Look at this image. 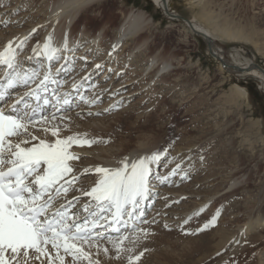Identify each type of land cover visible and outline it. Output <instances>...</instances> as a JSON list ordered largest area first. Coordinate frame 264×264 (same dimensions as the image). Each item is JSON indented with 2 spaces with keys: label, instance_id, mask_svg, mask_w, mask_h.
<instances>
[{
  "label": "rangeland",
  "instance_id": "rangeland-1",
  "mask_svg": "<svg viewBox=\"0 0 264 264\" xmlns=\"http://www.w3.org/2000/svg\"><path fill=\"white\" fill-rule=\"evenodd\" d=\"M52 1L0 0V18L7 17L0 20V51H3L10 42L15 47L27 37L23 49H17V51L19 52L18 60L23 62L24 69L28 71L32 70V66L39 67L37 62H33L34 60L27 59V57L33 55L32 49L36 47L38 42L42 45L43 39H46L45 37L56 34L55 31L58 30L62 16H56V19L49 15ZM101 5H106L108 8L109 6L113 7L116 18V25L109 29V37H104V33L101 34L99 43L101 49L102 46L111 43V38L113 39L115 36L116 27L121 23L124 13L131 9L143 10L151 15L153 24L149 33L148 46L144 48L145 53L138 54L135 59L139 61L145 59L150 51L153 56L160 59L162 57L166 59L169 58V55L175 54V65L170 67V77L168 79L161 81L160 77L153 75L152 84L149 83V86H147L150 87V90L141 89L138 94H132L134 96L131 97L127 95L128 91L135 90L137 88L136 84L127 85L126 82L122 81L132 74L135 69L133 64L124 74L126 75L125 78L119 80L122 83L116 85L117 78L115 76L116 74L119 75L117 62L112 65H105L91 80L85 76L95 67L97 61L84 60V58L88 54H92L90 57L93 58L95 50L86 54H81L79 51L75 53L74 51L68 58L64 53L68 61L66 65L70 67V72H67V69L64 68L63 70L66 71V75L74 72L69 76H75L74 80L80 78L81 73L87 70V67L92 66L87 70V74L81 78L86 79L83 83L87 89V99L82 104L80 103V106L83 105L80 110L77 109L79 106L77 104L78 106L71 107L66 112L55 115V120L51 119L52 115L46 116L49 117V121L46 124H41L40 128H50L52 124H56L61 129L60 138L74 135L76 131L86 136L92 135L91 131L86 130L90 122L89 119L95 120L94 123L101 127L107 122H115L117 129L114 138L110 137L113 138L112 140L98 145L90 152L81 154L74 148L70 149L80 157L79 161L81 163L76 161L71 163L75 172L79 170L81 172L72 175L77 177L73 190H70L66 197L62 196L57 202L73 201V197H79L78 200L73 201L76 208L73 207L71 211L81 210L85 204L90 203L91 198L84 196L82 192L75 189L87 191L95 186V182L98 180V174L94 173L93 170H89L92 167L89 169L88 167L90 165L94 167L96 164L102 166L107 158L114 160L110 157L127 151L122 150L121 141L125 144L130 143L128 152L122 157L129 158L143 155L142 152L145 147H143L142 137H148L145 143L146 141L154 142L161 153L160 161L152 165V191L146 212H144V218L149 223L141 225V227L149 229V234L146 238H140L142 242L139 239L135 241V244L125 241L124 247L131 248L133 251L121 252L119 259L115 258L116 252L112 245L107 241H102L98 258L101 264H128L127 258L129 255H138L143 252V255L135 264H156L157 258L153 257L148 247H144V243L147 242L148 238L153 241L152 234H154L165 241L155 242L156 247L151 248L153 253L156 252L158 256L159 253L163 254L158 257L162 258V264H174L173 262H176V260L170 259L168 255L171 251L170 244L167 243L170 237L173 240H178L183 236H192L194 240L187 244L190 246L189 248H196V245L201 247L200 244H204L205 247L209 246L211 241L214 244L218 241L215 236L217 233L223 232L225 236H229V232L233 230H238V233H241L247 225L248 221L246 219L250 214L257 211L262 212L264 215V83L254 76L235 74L223 69L221 63L209 54L204 39L195 34L186 22L191 21L199 28L211 32L215 38V47L226 60L236 63H255L264 68V0H171V8L170 12L167 10L168 13L159 9L152 0H108L106 4L104 2ZM170 13L172 16L169 15ZM206 13L211 14L214 21L206 20ZM95 14L90 12L89 17ZM225 21L228 28L244 27L247 30L246 34L251 35L252 39L248 42H235L227 39L222 31ZM106 22L99 16L90 26V32L92 33L94 30L98 32V29H103L104 26L109 28L110 24H106ZM85 25V23L80 24L78 31L74 33L72 31L73 26H68L65 37L71 40L72 43H79L81 38L89 40L88 37L91 36L86 35ZM216 28H218L217 32H215ZM33 29H35V32L32 31ZM45 30L46 32H44ZM11 35L14 36L12 40L9 39ZM56 35L58 36V34ZM14 41L16 44L13 43ZM129 45H131L130 41H124L118 50L119 54L122 53V56H124L127 52L125 47L128 48ZM101 49L97 51L95 57H98ZM120 51L122 52L120 53ZM120 55H116L119 61L123 60ZM55 66H58V63L54 64V73L58 70V68L55 69ZM110 67H114V69L108 75ZM177 68H180L181 71H174ZM102 71L104 72L102 73ZM1 72L2 70H0ZM93 85L98 89L97 92L94 91L95 93L90 90ZM235 86L245 92L247 98L237 96L238 91L233 89ZM122 87L124 89L121 90ZM99 92L102 93L98 94ZM114 95L117 98L108 103L107 100ZM93 98H96L95 104L86 102ZM229 99H235V101H228ZM105 104H107L106 107ZM93 106H95V109H93ZM159 108L161 110H158ZM154 113L163 117L162 122L152 120L147 124L150 129L158 130L161 128L164 130V136L159 138L160 140L155 139L157 141L154 140L152 133H148L143 127L140 129H137L138 126L136 127L137 121L143 120L144 117ZM128 114L130 115L129 118ZM167 114L171 115L168 116ZM83 115L85 117L81 118ZM69 117H74V120L71 121ZM117 118L119 119L116 120ZM142 120L141 126H143ZM65 124L71 126L67 127ZM29 131L33 135H35L34 132L38 134L36 135L38 139L31 141L32 144L38 143L39 139H44L47 142H54L56 139L51 135V132L32 128ZM138 138L142 140L140 141ZM201 157H203L202 160ZM102 162L103 164H99ZM242 163H245L244 167L241 166ZM177 164L181 165L182 171L177 172L176 175H169ZM234 167H236L234 171L237 167L241 169L242 173L239 176L247 172L246 177L251 171L259 170L260 172L257 171L259 174L255 175L252 180L255 188H243L237 193H233L228 201L221 198L219 202L212 203L218 193L214 185L223 180V178L216 180L218 176L213 171L222 168L229 172ZM199 168L200 170H198ZM202 168L203 172H201ZM185 173H187V178H182ZM163 176H168L167 182H161ZM186 186H194L192 191L195 192L194 194H199L189 195L190 197L186 195L181 199H176L177 192H180L181 189L185 190ZM224 193L221 192L218 196L222 197ZM212 206H214L213 212L217 211L216 215L219 213L216 216L214 226H211L210 229L203 228V225L207 221L209 222L212 217L208 220L205 219L203 223L192 221L196 216L210 211ZM163 207L167 208L168 213L162 212ZM81 215H86V213L81 212ZM237 218H240V223L237 222ZM186 219H188L187 224L184 223ZM176 221H182V223H174ZM170 222L174 223L175 226L182 224L183 227L181 226L179 230L171 229V226L166 224ZM156 229L159 232L158 234L154 233ZM161 231L172 235H163ZM259 232L264 235V225ZM131 239L133 237L130 236ZM244 244L245 242L242 244V249L246 247L243 246ZM103 247L109 248L107 256L102 251ZM230 250L231 248L226 249L214 260L216 261L219 258L220 261L224 256L226 259L231 260V264H240L233 258L230 259L233 255L230 254ZM91 251L94 254L96 253L95 248H92ZM196 251L197 256L194 260L203 259L206 249L203 252L198 251V249ZM262 251H252L253 259L248 258L249 262L247 263L253 262L254 264L256 262V264H260ZM214 254H217V252ZM261 259H264V254Z\"/></svg>",
  "mask_w": 264,
  "mask_h": 264
},
{
  "label": "snow or ice",
  "instance_id": "snow-or-ice-1",
  "mask_svg": "<svg viewBox=\"0 0 264 264\" xmlns=\"http://www.w3.org/2000/svg\"><path fill=\"white\" fill-rule=\"evenodd\" d=\"M67 6L72 10L78 4L73 2ZM26 40L27 37L15 47L10 42L0 51V70L5 72L4 79L0 80V101L8 105L18 86L28 88L23 96L8 105L7 112L0 106V264H101L98 255L102 241L112 245L115 258L119 259L121 252L133 251L124 247L125 241L135 244L149 234V229L141 227L149 223L144 218L142 205L151 194L152 165L160 161L161 153L154 150L131 159L125 157L115 167L97 166L93 169L99 177L95 186L90 191L75 189L90 197V203L75 212L71 211L75 206L73 201L79 197L57 205L62 196L73 190L77 180L76 176L70 177L74 172L71 162L80 157L70 149L91 147L97 141L79 134L60 138L61 129L56 124L40 128L41 124L48 123L49 117L43 115V109L38 114L34 105L42 99L41 90L46 92L49 83H55L53 62L64 60L67 64L64 53L73 49L69 48L67 38L61 46H54L49 35L42 45L38 42L32 49L33 56L27 57L39 65L28 71L18 60L17 51L23 49ZM62 70L63 66L57 71ZM73 87L78 89V85ZM53 95L57 110L72 103L69 94L54 92ZM42 102L52 103L47 97ZM86 102L95 104L96 98ZM51 119H56L54 113ZM30 128L51 132L56 139L54 142L39 139L32 144L38 137ZM12 138H16L15 142ZM179 171L182 168L177 164L169 175ZM182 178H187V173ZM167 180L168 176L161 178V182ZM215 223L216 216L203 228ZM92 248L96 249L95 254ZM102 251L106 256L109 254L107 247ZM142 255L143 252L129 255L128 264H135Z\"/></svg>",
  "mask_w": 264,
  "mask_h": 264
},
{
  "label": "bare ground",
  "instance_id": "bare-ground-1",
  "mask_svg": "<svg viewBox=\"0 0 264 264\" xmlns=\"http://www.w3.org/2000/svg\"><path fill=\"white\" fill-rule=\"evenodd\" d=\"M106 1H108V0H53L52 1L51 6H50L51 8H50V12H49L50 14L49 15H51L53 18H56V19H57L56 16H58V17L62 16L61 21L59 23V26L57 28L58 30L55 31L56 34H58V36L56 34L52 35L54 46L59 47L62 45L63 41L66 38L65 36L67 33V28H68V26H71V25L73 26L72 31L74 33V32L78 31L77 29H78L80 24L85 23L86 24L85 30L87 31L86 35L91 36V37H88L89 40H86V38H84V39L81 38L79 40V43H76V42L72 43V42H70L71 40H68V38H67L69 48L73 49L72 52L66 53L67 58L70 57L71 56L70 54H72L74 51H75V53H77L79 51L81 54L82 53L86 54L88 52L91 53L92 51L95 50V54H96L97 51L99 49H101V46H99L100 45L99 43L101 41L100 40L101 34L104 33L103 36L104 37L106 36L108 38L109 37V29L112 26L116 25V18L114 16L113 7L109 6V8H108L106 5H101V3L104 4V2L106 4ZM152 1L159 9L163 10L164 12H166L167 10L170 12L171 0H152ZM73 2L78 4V7L76 9L70 10L67 5L70 3H73ZM257 6H258V4H257ZM255 7H256V4H255ZM90 12H94L96 14L89 17ZM169 15L172 16L171 13ZM99 16H101V18L103 20L107 21L106 24H110L109 28L104 26L103 29H98L99 30L98 32L96 30H94L91 33L90 32V26ZM3 18L5 19L7 17L4 16ZM3 18H0V20ZM205 18L208 21H211V22L214 21L213 16L211 14L209 15V13H206ZM152 24H153V19H152L151 15H149L146 11L131 9L127 13H124L122 15L121 23L119 24V26L116 27L115 36L113 37V39L111 38V40H112L111 43H109L105 46H102L101 52H99L100 54L98 55V57H95L96 56L95 54H94L93 58L90 57L92 54L91 55L90 54L85 55L84 60H90V61L96 60L97 61L95 63V67L91 71H89L90 73L88 75H86L85 77L92 80V77H95L96 74L98 72H100V70H102V68L105 67V65H107V64L112 65L113 63L117 62L116 65L118 67L119 75L116 74V76H115L117 78V80L115 81V84L120 85L122 82H126L127 85L136 84L137 88L135 90L128 91L127 95H130L131 97L134 96V95L132 96V94H138L141 89L146 88L145 90H147V89L150 90V87H147V86H149V83H150V85L152 84L151 80H154L153 75H157L158 78L160 77L161 81L168 79V77H170V75H169L170 67L175 65L174 64L175 54H173L172 56L169 55V58L164 59V57H162V59H160V58H157L156 56H153V53L150 51L146 55L145 59H143L141 61L135 59V58H137V55L144 52V48L148 46V43H149L148 41L150 39L149 33L151 31ZM188 25L191 27L190 24H188ZM193 25H195V28L197 27L196 29L206 33L208 36H211L215 40V38L211 32H209L208 30H204V29L199 28L194 23H193ZM227 26H228L227 22L225 21L223 24L224 28L222 31L224 32L223 35L227 39H229L231 41H235V42L236 41L248 42L252 39L251 35L248 36L246 34L247 30L244 27L238 26L236 28H231V27L228 28ZM217 31H218V28L215 29V32H217ZM44 32H46V30ZM89 33H91V34H89ZM107 38H106V40H107ZM9 39H11V40L14 39V36L11 35L9 37ZM15 39H17V38H15ZM0 40H1V38H0ZM124 41H127V42L130 41L131 45H129L128 48L125 47L127 52L125 53L124 56H122L121 52L123 50L120 51V53H121V55H120L119 51L117 53L116 49L119 48V46L121 47V45ZM44 42H45V39H43L42 43H44ZM13 43L16 44L15 41ZM76 44H77V47H76ZM106 47H108V49H106ZM212 49L215 52H217L219 55L222 56V54L215 47L214 43L212 45ZM116 55L122 56L121 58H123V60L119 61V59L117 58ZM31 56H33V55H31ZM73 56H74V54H73ZM132 61H134V62L132 63ZM33 62H36V60H34ZM63 62H64V60L59 61L58 66L59 65L60 66L59 67L55 66V69H57V68L59 69L61 66H63L64 69H67L66 70L67 72H70L69 71L70 67H68ZM70 62H71V60H70ZM53 63L55 64L56 62H53ZM237 63L240 65H251L252 64V63H239V62H237ZM132 64L135 66V69L133 70V72L131 71L132 74L128 78L124 79L126 76L124 74L127 73L128 69L130 68V66ZM96 65H100L101 67L97 68ZM90 68L87 67V70ZM113 69H114V67L109 68L108 75H110L109 73H111V71ZM223 69H225L231 73L236 72L234 70H228L224 67H223ZM53 70H54V67H53ZM87 70H84L83 72L81 71L82 72L81 77L77 78L76 80H74L75 76L69 77L71 74H74V72L67 74L68 75L67 76L66 71L62 70V71H55V73L53 72L54 74L52 73V75H53V77H55V79H56V76L58 78H61V79H58L56 81V82L59 81L60 84H63L64 83L63 81L70 83L68 90H71V88L73 87L74 84L78 85L79 88L85 86L83 82L86 79L84 80L81 78L84 77L85 74H87ZM177 70L179 72L181 71L180 68H177L174 71H177ZM250 70L251 71L246 73V75L256 76L259 78V80H261L264 83V76L260 72H258L257 70H253V69H250ZM103 72L104 71H102V73ZM58 73H59V75H58ZM102 73H101V75H102ZM1 74L2 73H0V76H1ZM63 75H64V77H62ZM78 77H79V75H78ZM110 79L114 80L115 78L114 79L110 78ZM122 79H124V80L122 82L121 81L119 82V80H122ZM0 80H3V79L0 78ZM33 86H34V84L31 85V87H33ZM92 87L90 89L91 91L94 92V91L98 90L97 87H95V86L93 88ZM122 89H124V87H122L121 90ZM233 89L238 91L237 96L243 97V98L246 97L245 92L241 91V89H239L238 86H235ZM144 91H142V92H144ZM23 92H24V89L19 87L18 89L15 90V92H13V94L20 95V94H23ZM42 92L43 91H41L40 94ZM61 93L63 95L66 93L69 94L70 92L67 91V88H65L64 90H60V94ZM101 93L102 92H99L98 94H101ZM116 98H117V96L114 95L112 98L108 99L107 102L109 103ZM86 99H87V95H86ZM126 99H127V97L125 98V100ZM228 101L232 102V101H235V99H229ZM40 104H38V106H39L38 108H40V106H41ZM106 105L107 104H105L104 106L106 107ZM81 108H83V105L80 106V104H79L77 109L80 110ZM93 109H95V106H93ZM158 110H161V109L159 108ZM94 112L91 111V113L95 114ZM156 112H157V110H156ZM158 112H161V111H158ZM167 115L170 116L171 114H167ZM123 116H125V115H123ZM161 116L162 115H157L155 113L151 114L149 116H146V117H144L143 120L141 119L143 122V126L140 125L141 124V120H140V121H137L136 127L138 126L137 129H140L143 127V129L146 130L148 133H152L151 135L154 137V140L155 139L158 140L159 138L164 136V134H163L164 130L161 128L158 130H156L154 128L150 129L149 128L150 126H147V124L152 120H159L160 122H162L163 117H161ZM84 117H85V115H83L81 118H84ZM129 117H130V115L128 114V118ZM69 119L71 121H73L74 117H69ZM118 119L119 118H117L116 120H118ZM89 120H90V122H89L86 130L91 131L93 134L91 133L92 135L86 136V135H83V134L76 131V132H74L75 133L74 135L79 134L81 137H84L87 139H92V140H95L97 142L93 143L91 147H88V146L75 147V146H73V148L76 151L81 152V154H85L86 152H90V151H92V149H95L98 145H102L105 142L112 140L114 138V135L116 134L117 128H116L115 122H107V123H105V125H103V127H101L97 123H94L95 120H93V119H89ZM50 125H51V123H50ZM65 126L70 127L71 125L65 124ZM154 127H155V125H154ZM34 134L38 135L36 132H34ZM65 137H67V136H65ZM97 137H99V138H97ZM110 137H113V138H110ZM142 138H143V140L138 138V140H140V141L142 140L144 142L143 147H145V150L142 152V154L151 153L154 150L160 151V149H158V147L156 146V144H154V142L150 143V141H148V142L146 141V143H145V140L148 139V137H142ZM165 138H167V137L165 136ZM12 139L15 142V138H12ZM157 140H155V141H157ZM126 142H129V141H126ZM126 144H125V142H122V141L120 142V146H122V150H127V151L121 152L119 154L118 153L114 154V155L112 154L113 156H111L110 158H112L114 160H110L107 158L104 164H103V162L99 163V164H103L104 165V166L102 165L103 167H115V166H117V164H118L117 161L124 159L125 157H122V156L124 154H126L129 150L128 146L130 145V143H126ZM25 146L27 147L28 145H25ZM134 157H138V156H131V157H129V159L134 158ZM79 160H77L76 162L81 163ZM244 165H245V163L241 164V166H243V167H244ZM95 166L97 167V164ZM95 166L93 167V165H90L88 167V169L92 167V169H89V170H93L95 168ZM200 168L198 170H200ZM235 168L236 167L231 168L229 170V172L225 169H222V168H218L216 171H213V172H215L216 176H218V178L216 180L221 179V178H223V180L220 182H217L216 183L217 185H214L215 190L218 193L217 194L215 193L217 196L213 199V201L210 200V201H212V203L213 202L215 203L216 201L219 202V200H221V198L224 201H228L229 197L232 196L233 193H237L239 190H241L243 188H246V187L248 189H251L252 187L255 188L254 184L252 183V180L255 178V175L259 174L260 171L259 170H257L259 172L251 171L250 174L248 175V177H246L247 172H244V174L242 176H239L242 173L241 169H239L237 167V169L234 171ZM78 172H81V170H79ZM78 172H75V170H74V172L72 174H70V176H72L73 174H77ZM201 172H203V168L201 169ZM215 174L213 173V175H215ZM245 177H246V179H244ZM193 188H194V186H192V187L186 186L185 190L181 189L180 192H177V195L175 196V198L181 199L183 196H186V195H187V197H190L189 195H191V196L192 195H198L199 193H197V192H196L197 194H194L195 192L192 191ZM90 189L91 188H89L87 191H90ZM82 191H80V192H82ZM84 191H86V190H84ZM221 192H225L223 194L224 196L222 195V197L218 196V194ZM60 202H58L57 205H59ZM63 202L66 203L67 200L62 201L61 203H63ZM148 203H149V198H148V200H146V203H145L146 206L144 207V210H143L144 212H146ZM74 208H76V207L74 206ZM213 209H214V206H212V209L210 211H206L203 214L196 216L194 219H192V221L194 223H196V222L203 223V222H205V219L208 220V218H210V217L213 218L214 216H217L216 215L217 211L213 212ZM161 210L163 213L167 212V208H165V207H163V209H161ZM186 215H188V214H186ZM181 216H183V215H181ZM169 220H170V218H169ZM180 220H182V219H180ZM246 220L248 221L247 225L241 233H238L239 232L238 230H236V231L233 230L232 232H229L230 233L229 236L228 235L225 236L223 234V232L217 233V234H215V236L218 238L217 239L218 241L215 244L211 241L209 243V246H205V247H204V244L203 245L200 244L201 247L199 245H196V248L195 247L189 248L190 246L187 244H189V242L194 240L192 236H185V237L183 236V238L181 237L178 240H173V238L170 237V239L167 242L170 244L169 247L171 249L170 254H168L169 258L172 260H176V262H173L174 264H177V263L178 264H231L230 263L231 260L226 259L224 256L222 257V259L220 261L218 260L219 258L216 261L214 260V258L216 256H218L219 254H222L226 249L231 248L230 254H233V255L231 256L230 259L233 258L234 260H236L240 264L241 263L249 264V263H247V262H249L248 258L253 259L252 254H251L252 251L264 250V235L259 232V230H261V228H263V225H264V215L262 214V212L256 211L255 213L250 214L248 216V219H246ZM172 222H173V220H172ZM237 222H239V223L241 222L240 218H237ZM174 223L179 224V223H182V221H176ZM174 223L170 222V223H166V224L168 226H171V229L179 230V229H181V226L183 227L182 224L179 226H175ZM210 227H208V228L210 229ZM154 233L158 234L159 232L156 229L154 231ZM161 233L163 235H166V236L172 235L171 233H166L164 231H161ZM225 234H226V232H225ZM152 237H153L154 242L148 238L147 242L144 243V247L145 248L148 247V249L151 250V254L153 255V257L157 258L155 263L160 264L162 261V258H158V257H160V255H163V254L159 253V256H158V254L156 252L153 253L151 248L156 247V244H154L155 242L159 243L158 241L164 242L165 240L163 241V239H159V236L154 235V234H152ZM231 239H232V241H231ZM139 240L142 242V239H139ZM243 242H245V244L243 246L248 247L247 250H246V247H245V249H242L243 248L242 247ZM247 242H249V244H247ZM192 244L194 245V243H192ZM196 249H198V251L200 250V252H203L206 249V253H205L203 259L194 260L195 257L197 256ZM215 252H217V254H214ZM194 253H195V255L193 257H191V255H193ZM263 254H264V251H262V253L260 254V262L262 264H264V259H261V256H263ZM163 264H166V263H163ZM250 264H253V262H251ZM254 264H256V262Z\"/></svg>",
  "mask_w": 264,
  "mask_h": 264
},
{
  "label": "water",
  "instance_id": "water-1",
  "mask_svg": "<svg viewBox=\"0 0 264 264\" xmlns=\"http://www.w3.org/2000/svg\"><path fill=\"white\" fill-rule=\"evenodd\" d=\"M166 13H168V11ZM186 22H187V24L191 25V28L195 32V34L199 35L202 39H204V41L207 45L209 54L213 58L218 60L224 68H226L228 70H234V71H236L235 73H238V74H246V73L251 71L250 69H253V70H257L258 72H260L264 76V68L258 64L252 63L251 65H240L234 61L230 62V61L226 60L223 56L219 55L217 52H215L212 49L214 39L211 36H208L206 33L196 29L191 21H186ZM254 77L258 78L256 76H254Z\"/></svg>",
  "mask_w": 264,
  "mask_h": 264
}]
</instances>
